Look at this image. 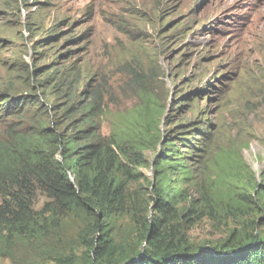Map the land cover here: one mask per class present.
Wrapping results in <instances>:
<instances>
[{
    "label": "rangeland",
    "instance_id": "1",
    "mask_svg": "<svg viewBox=\"0 0 264 264\" xmlns=\"http://www.w3.org/2000/svg\"><path fill=\"white\" fill-rule=\"evenodd\" d=\"M142 88L162 105L149 164L171 142L194 171L180 205L199 206L185 224L193 245L208 249L246 222L264 236L260 205L228 204L246 184L264 188V0H0V136L71 134L90 112L108 135ZM141 171L148 181L130 197L142 210L156 177ZM47 201L37 193L31 216ZM92 221L59 211L34 223L39 232L0 230V264H84ZM107 228L134 244L129 216Z\"/></svg>",
    "mask_w": 264,
    "mask_h": 264
},
{
    "label": "trees",
    "instance_id": "2",
    "mask_svg": "<svg viewBox=\"0 0 264 264\" xmlns=\"http://www.w3.org/2000/svg\"><path fill=\"white\" fill-rule=\"evenodd\" d=\"M139 97V104L121 113L108 135L100 133L90 112L71 134L43 127L9 139L0 136V230L39 232L34 223L42 217L67 211L93 219L92 229L87 227L91 238L84 264H264V236L247 222L243 230H233L208 249L206 243L193 245L185 224L199 206L180 205L187 197L184 184L194 179V171L178 149L169 150L171 142L163 147L167 157L149 164L145 152L161 138L162 105L148 88L140 89ZM145 167L156 178L151 181L152 203L141 210L130 193L134 182L148 181L141 171ZM37 193L48 201L31 216ZM229 197L228 204L242 214L250 213L253 203L264 213V188L256 183ZM117 215H127L136 224L130 247L120 245L108 231L110 218Z\"/></svg>",
    "mask_w": 264,
    "mask_h": 264
}]
</instances>
